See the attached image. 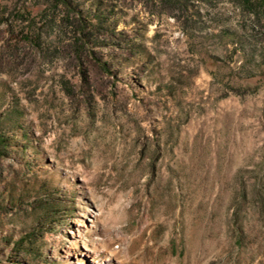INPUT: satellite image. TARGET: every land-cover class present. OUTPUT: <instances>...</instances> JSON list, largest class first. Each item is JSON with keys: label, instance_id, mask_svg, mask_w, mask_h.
<instances>
[{"label": "rangeland", "instance_id": "rangeland-1", "mask_svg": "<svg viewBox=\"0 0 264 264\" xmlns=\"http://www.w3.org/2000/svg\"><path fill=\"white\" fill-rule=\"evenodd\" d=\"M0 136V264H264V0H0Z\"/></svg>", "mask_w": 264, "mask_h": 264}, {"label": "trees", "instance_id": "trees-1", "mask_svg": "<svg viewBox=\"0 0 264 264\" xmlns=\"http://www.w3.org/2000/svg\"><path fill=\"white\" fill-rule=\"evenodd\" d=\"M63 1L65 2L66 0H63ZM92 27H94V26H92ZM104 66H106V64H104ZM4 146H5V141L3 140L2 136H0V155H1L2 151L5 149Z\"/></svg>", "mask_w": 264, "mask_h": 264}, {"label": "bare ground", "instance_id": "bare-ground-1", "mask_svg": "<svg viewBox=\"0 0 264 264\" xmlns=\"http://www.w3.org/2000/svg\"><path fill=\"white\" fill-rule=\"evenodd\" d=\"M90 222H92V221H90Z\"/></svg>", "mask_w": 264, "mask_h": 264}]
</instances>
